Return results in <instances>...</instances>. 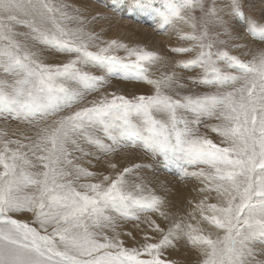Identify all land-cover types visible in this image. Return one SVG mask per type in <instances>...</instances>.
<instances>
[{"label": "snow or ice", "instance_id": "6c2138e0", "mask_svg": "<svg viewBox=\"0 0 264 264\" xmlns=\"http://www.w3.org/2000/svg\"><path fill=\"white\" fill-rule=\"evenodd\" d=\"M97 2L150 17L170 55L103 39L93 24L111 16L78 0H0V121L27 125L0 130V264H179L181 242L193 264H264V9ZM111 77L148 91H108ZM128 148L198 181L185 214L139 174L153 164L123 165Z\"/></svg>", "mask_w": 264, "mask_h": 264}, {"label": "rangeland", "instance_id": "374dc122", "mask_svg": "<svg viewBox=\"0 0 264 264\" xmlns=\"http://www.w3.org/2000/svg\"><path fill=\"white\" fill-rule=\"evenodd\" d=\"M78 2L85 3V6L88 7L90 13L93 15L100 13L102 15L111 16V19L109 20H97L93 24V29L100 33L103 39H117L132 45H142L149 50L160 51L162 55H170L166 46L176 43L175 39L170 38L169 35L160 34L154 31L151 23L147 21L143 23V21L132 20V18L129 20V22L124 23V20L116 18L117 16L110 13L109 10L104 8L101 3L97 2V0H78ZM255 2L258 4L256 3L257 5H255ZM263 6L264 0H246L245 11L249 12L253 16H259L261 10L264 9ZM124 27L127 29L125 28V30ZM101 29H103V31H101ZM243 42L245 41H241V43ZM244 51H246V49H239L234 51L233 54H240ZM51 59L60 60L64 59V57L52 56ZM157 68L158 66H154L151 71L156 73ZM185 74L188 75L191 73ZM107 90L116 91L126 95H132L147 92L148 86L137 83L136 81L111 77ZM196 90L203 91V89ZM207 122L211 123L214 121ZM17 128H19L21 131H27V125H18L15 121L5 124L4 122L0 121V130L7 129L11 133L13 129ZM201 130H203V127ZM125 153L127 154V159L123 161L124 166H126L127 163H143L146 165L150 163L153 164L155 166V170L144 168L140 170L139 174L147 180L149 187L153 188L157 194L166 196L170 202L171 210L173 212L179 211L181 215L187 212L189 209L187 201L196 196V193L193 191V189L198 187V181L194 179H182L178 174H176L175 169H173L172 172L164 170L159 164L152 160L151 157L146 156L140 149L128 148L125 149L121 155H124ZM89 160H91V164L88 163ZM80 162L83 163L85 167L91 168L92 165H95V168H92L94 171L103 170L104 168V159L97 161L92 157H86ZM142 220L143 216L141 217V221ZM159 222L164 224L163 221ZM192 222L195 223V221ZM137 223V221H123L121 222V227L119 230L122 233L131 231L134 235H136L137 239H139L142 233L135 227V224ZM143 227L144 225L141 223V228ZM121 239H123L126 244L130 245L132 243L131 237L122 235ZM171 258L177 260L179 264H193V261L195 260V254L189 249H186L183 246V242H181L179 250L173 251Z\"/></svg>", "mask_w": 264, "mask_h": 264}, {"label": "bare ground", "instance_id": "6f19581e", "mask_svg": "<svg viewBox=\"0 0 264 264\" xmlns=\"http://www.w3.org/2000/svg\"><path fill=\"white\" fill-rule=\"evenodd\" d=\"M257 2H255V5H257L256 4ZM261 5V4H260ZM262 5H263V3H262ZM251 6H252V4H251ZM264 7V6H263ZM263 7H260V8H263ZM115 16H117L116 18H119V19H122V20H124V23L125 22H129V20H131L132 18H129V17H127V16H123V17H121V16H118V15H115ZM132 20H138V21H143V23L145 22V21H147V22H149V23H151V18L150 17H147V16H140V17H137V18H133ZM123 23V24H124ZM140 23H142V22H140ZM131 25V24H130ZM133 25V24H132ZM119 26H120V24H119ZM122 27V26H121ZM148 27V26H147ZM126 27H124V29H125ZM129 28V27H128ZM144 28V27H143ZM142 28V29H143ZM127 29V28H126ZM125 29V30H126ZM124 32V31H123ZM125 33V32H124Z\"/></svg>", "mask_w": 264, "mask_h": 264}]
</instances>
